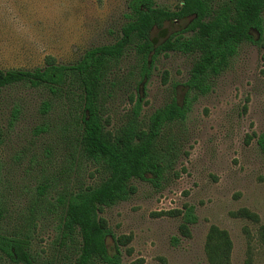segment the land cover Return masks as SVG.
Here are the masks:
<instances>
[{
    "label": "rangeland",
    "instance_id": "374dc122",
    "mask_svg": "<svg viewBox=\"0 0 264 264\" xmlns=\"http://www.w3.org/2000/svg\"><path fill=\"white\" fill-rule=\"evenodd\" d=\"M176 8L180 0H156ZM129 0H0V68L35 69L49 59L59 63L77 61L94 46L113 43L120 36ZM191 22H171L168 33L182 31ZM256 39L261 38L253 31ZM162 35L156 32L155 38ZM193 58L178 52L160 55L152 75L136 92L143 100L147 119L169 100L176 82L179 100L189 77ZM169 72V83L164 74ZM0 126L5 129L0 150V194L6 214L2 230L12 233L30 226L33 245L43 256L51 254L61 208L57 198L79 186L103 178L95 164L78 152L70 123L59 111L41 112L45 91L17 86L2 93ZM21 115L10 125L12 110ZM133 103L125 90L109 103L110 127L121 124ZM188 156L162 188L149 181L134 180L137 192L128 200L106 207L101 216L116 236L132 235L120 246L123 264L144 258V264H209L205 252L212 225L229 232L233 241L232 264H264V152L253 133L264 132V41L245 43L213 91L194 105L186 123ZM47 189L45 196L40 190ZM193 205L197 221L190 236L180 231L181 216L161 212ZM248 208L260 223L236 217ZM178 239V242L175 241ZM109 252H117L108 238ZM132 249V253L128 252Z\"/></svg>",
    "mask_w": 264,
    "mask_h": 264
},
{
    "label": "trees",
    "instance_id": "16d2710c",
    "mask_svg": "<svg viewBox=\"0 0 264 264\" xmlns=\"http://www.w3.org/2000/svg\"><path fill=\"white\" fill-rule=\"evenodd\" d=\"M190 18L185 29L168 33L169 23ZM253 31L260 34L259 40ZM156 32L162 41L155 38ZM263 41L264 0H180L176 8L156 0H129L115 42L91 47L72 63L49 59L44 67L35 69L0 68V113L4 90L24 86L45 91L48 98L42 102L41 112L59 111L70 123L81 157L103 173L98 183L68 190L57 198L61 215L54 249L47 256L34 247L30 226L12 233L2 230L7 210L0 194V264H123L120 246L129 245L133 236H116L101 212L135 194L134 180L162 188L169 179L180 176L177 166L189 155L186 123L195 103L213 91L243 44ZM171 52L193 58L182 101L179 84L171 82L169 100L145 119L143 100L136 91L152 75L159 56ZM168 76L166 71L167 83ZM123 90L134 105L119 126L110 127L109 103ZM20 115L16 105L10 125ZM4 136L5 129L0 126V150ZM252 136L258 138L264 152V132L253 133L249 141ZM46 191L43 188L39 194L45 196ZM164 214L181 216L180 231L190 236L191 225L197 221L193 205L158 215ZM233 215L260 223V216L248 208ZM259 233L264 241V224ZM109 237L117 246L113 255ZM232 251L229 232L212 225L205 245L209 264H232ZM161 261L169 264L165 258ZM144 263L145 259L139 258L130 264Z\"/></svg>",
    "mask_w": 264,
    "mask_h": 264
}]
</instances>
